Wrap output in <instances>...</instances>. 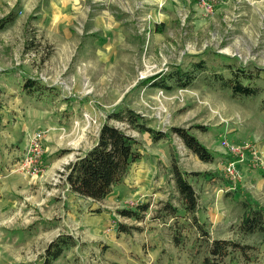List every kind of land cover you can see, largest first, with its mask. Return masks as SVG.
<instances>
[{"label":"rangeland","instance_id":"obj_1","mask_svg":"<svg viewBox=\"0 0 264 264\" xmlns=\"http://www.w3.org/2000/svg\"><path fill=\"white\" fill-rule=\"evenodd\" d=\"M10 14L15 21L0 28V264H43L60 234L76 244L53 264H203L206 257L264 264V232L241 228L251 207L264 211V0H0V21ZM199 61L205 68L191 87L142 83ZM239 68L262 88L259 94L233 98L214 81ZM25 78L51 90L25 94ZM123 107L171 138L155 141L109 118ZM106 121L138 139L140 158L105 199L94 200L70 190L66 167L97 143ZM174 127L197 136L213 160L195 155ZM36 132L44 135L47 166L32 177L17 167ZM224 139L249 145L233 183L225 165L234 156ZM173 158L188 174L198 173L189 175L195 212L177 189ZM139 204H148L140 220L120 212ZM214 239L247 249L216 258Z\"/></svg>","mask_w":264,"mask_h":264},{"label":"trees","instance_id":"obj_2","mask_svg":"<svg viewBox=\"0 0 264 264\" xmlns=\"http://www.w3.org/2000/svg\"><path fill=\"white\" fill-rule=\"evenodd\" d=\"M16 15L10 14L1 19L0 28L4 29L14 22ZM161 26V25H160ZM192 68H184L177 65L170 71H161L155 75L149 76L142 80L144 85L152 84L154 87L171 90L173 88H188L194 85L198 78V71L205 68V63L199 61L192 64ZM214 81L221 85L224 89L231 90V96H255L261 92V87L257 83H251V75L245 69L239 68L234 70L232 77H225L222 73L213 76ZM242 78L247 82H242ZM22 90L25 94L40 95L45 90H51V87L41 84L32 78H25L22 84ZM262 106L264 107V95ZM126 121L131 128L141 132L149 133L153 140L159 141L164 138H171L168 132L160 131L149 126L148 120L139 112L130 107L119 108L113 110L109 114V118ZM172 131L176 132L184 141L185 145L200 159L204 161H212L213 155L207 147L189 130L182 127H174ZM138 139L128 134L125 130L119 128L106 121L100 129L97 143L81 155L74 162L70 163L66 168V181L72 192L83 197H89L94 200L105 199L112 191L113 186L121 182L128 174L131 164L140 158V153L136 149ZM46 163L42 160L41 167L46 169ZM172 172L175 179L177 189L182 196L185 208L189 212H195L198 206V194L189 181V175H197L198 173L188 174L178 163L177 158L172 160ZM230 180V179H229ZM230 183H233L231 180ZM246 206V202H243ZM148 204H139L135 207L124 208L120 212L123 216H130L140 220L143 216L140 210L146 211ZM166 208L177 212L175 207L166 204ZM241 222V228L245 232H264V211L263 209H249ZM196 218V217H195ZM198 229L208 235V231L202 223L196 220ZM122 229L128 231L129 228L119 223ZM180 235H175V241L181 242ZM76 244V239L70 234H60L53 240L44 254L43 264H53L65 251L66 248ZM241 246L245 252L246 247L232 240L214 239L210 247V254L216 258L224 257L229 254L230 248ZM209 257L203 260V264H214Z\"/></svg>","mask_w":264,"mask_h":264},{"label":"built area","instance_id":"obj_3","mask_svg":"<svg viewBox=\"0 0 264 264\" xmlns=\"http://www.w3.org/2000/svg\"><path fill=\"white\" fill-rule=\"evenodd\" d=\"M43 140L44 135L42 132H36L28 137L26 147L22 156H20L17 167L20 172L32 177L42 176L45 170L41 167L44 156ZM222 142L224 147L228 149V152L234 156L233 160L225 165L226 174L233 182L241 177V170L237 168V164L245 159V149L249 148V145H234L227 139L222 140ZM253 154H256V151H254ZM255 158L261 159L258 155H256Z\"/></svg>","mask_w":264,"mask_h":264},{"label":"crops","instance_id":"obj_4","mask_svg":"<svg viewBox=\"0 0 264 264\" xmlns=\"http://www.w3.org/2000/svg\"><path fill=\"white\" fill-rule=\"evenodd\" d=\"M26 147V146H25ZM78 159V158H77ZM62 161V160H61ZM68 162V158L67 157H65V159H63V161L61 162V164H64V163H67ZM79 195V194H78ZM80 196V195H79ZM83 197V196H82ZM87 198H89V197H87Z\"/></svg>","mask_w":264,"mask_h":264}]
</instances>
